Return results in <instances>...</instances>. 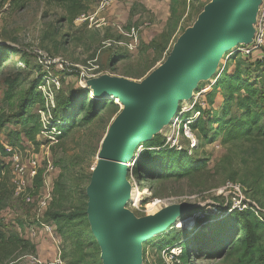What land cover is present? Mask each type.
<instances>
[{
	"label": "rangeland",
	"instance_id": "rangeland-1",
	"mask_svg": "<svg viewBox=\"0 0 264 264\" xmlns=\"http://www.w3.org/2000/svg\"><path fill=\"white\" fill-rule=\"evenodd\" d=\"M209 2L210 0H121L117 4L100 8L98 0H86L83 2L86 10L84 15L76 19H85V22L79 23L81 25L77 28L74 25L76 21H69L66 6L46 5L41 0H0V47L8 48L10 54L9 60L0 70V122H6L0 133V211L16 216L14 222L16 221L22 234L23 228L35 224L36 217L34 206L27 205L13 196L12 175L5 164L7 149H19L21 152L27 150L39 159L38 179L34 181L29 193L37 197L42 186L40 179H47L51 189V201L44 220L49 221L48 214L71 212L80 209L86 202L85 190L97 163L101 141L122 110L118 100L114 101V105H108L89 122L78 124L45 155V151L37 146L36 137L40 126L35 109L42 103L37 102L38 104L30 109L20 108L24 101L38 98L37 93L40 96L37 89H32L33 84L40 82L44 75V67L35 56V50H41L50 58H60L67 62L63 71L55 67L50 69L61 81V88L55 95L57 104L68 98L70 91L74 89H87L90 98L92 93L87 87V81L92 77L108 75L136 83L145 79L165 62L178 38L194 25ZM96 12L100 14L94 15ZM98 19H104L105 22V32L102 35L94 29ZM84 24L92 25L93 29L86 31ZM112 24L119 25L126 31L131 28L140 29L137 50L100 51L102 42L118 38ZM117 56L124 59L113 65L112 62ZM225 56L229 59L226 72L232 73L239 63L242 77L255 83L263 92L264 105V48L253 56L241 54L237 49ZM88 63L98 69L81 76L80 69L90 68ZM217 69L219 70L220 66ZM216 76L217 73L211 81ZM210 84V80L200 82L198 91L209 88ZM213 88L214 86L198 102L204 105L201 111L205 118L207 114H220L223 103V93L217 90L214 93L213 105L209 104ZM47 104L51 105L50 101ZM234 114L235 110L232 109L230 115ZM79 118L81 115L77 120ZM34 127L37 133L28 135ZM196 135L199 146L188 158L206 160V170L181 180L150 181L143 184L140 189L141 202L136 206L130 203L126 209L136 218H142L167 206L191 203L200 205L210 215H218L213 209L216 202L224 208L226 204L237 206L233 201V191L226 190L221 193V189L227 184H235L242 189L243 204L256 206L264 216V139L253 137L225 144L219 137L211 143H205L199 132H196ZM215 143L219 146L218 149L215 148ZM181 148H185V142H181ZM48 163L53 169L51 174L46 173ZM132 194L135 199L133 191ZM154 200L161 201L162 206L153 208L150 204ZM0 224L8 228L3 221ZM177 225L191 230L194 222L187 218L181 222L177 221L174 228L177 229ZM55 226L58 245L51 246L54 254L52 260L42 259L36 249L33 252L27 249L11 264H76L75 260L82 255L89 256L86 259L87 264H98L100 256L99 260L92 258V245L83 237L82 230L73 231L80 234L84 251L81 255L75 254L74 241L65 240L56 224ZM14 234L21 238V233L14 231ZM26 242L29 243L27 240ZM143 258L142 264H163L151 244L142 247ZM190 264L225 263L194 259Z\"/></svg>",
	"mask_w": 264,
	"mask_h": 264
},
{
	"label": "water",
	"instance_id": "water-1",
	"mask_svg": "<svg viewBox=\"0 0 264 264\" xmlns=\"http://www.w3.org/2000/svg\"><path fill=\"white\" fill-rule=\"evenodd\" d=\"M260 0H210L194 25L173 45L164 63L141 82L101 75L87 81L94 96L118 98L122 110L107 130L85 193L86 218L101 264H142V246L201 207L183 203L136 218L126 209L128 163L191 101L198 84L211 80L220 60L251 43Z\"/></svg>",
	"mask_w": 264,
	"mask_h": 264
},
{
	"label": "trees",
	"instance_id": "trees-1",
	"mask_svg": "<svg viewBox=\"0 0 264 264\" xmlns=\"http://www.w3.org/2000/svg\"><path fill=\"white\" fill-rule=\"evenodd\" d=\"M41 1L46 5L66 6L70 22L83 16L86 11L83 5L86 0ZM9 55L8 48L0 47V70L9 60ZM123 59L122 56H117L112 63L115 65ZM40 83L33 84L32 89L36 90ZM217 90L223 93L220 114H207L205 120L200 118L192 124V129L200 133L205 143H211L219 137L225 144L253 137L264 139L263 92L255 83L242 77L239 63L232 73L228 74L224 70L219 77H215L213 94L209 96L210 105L214 103V93ZM87 91V89H74L63 102L59 104L54 102L51 115L54 125L61 134L59 140L74 130L78 124L89 122L116 101L94 95L89 98ZM37 97L35 100L30 98L24 101L20 108L25 110L34 107L37 102L41 104L42 98L38 93ZM232 109L235 110L233 116L230 115ZM79 115L81 118L77 120ZM5 123L0 122V133ZM36 133L37 129L34 127L28 135L33 136ZM158 137L155 136L150 142L138 147L141 150L138 151L133 163L132 172L141 180L142 185L150 181L181 180L206 170V160H191L183 150L163 147V141L160 136ZM38 184L40 187L41 183ZM86 203L87 199L80 209L71 212L48 214V220L57 225L65 240L74 241L75 254L81 255L84 251L80 234L73 231L82 230L83 237L92 245L94 253L92 258L99 260L100 251L86 218ZM213 209L218 215H210L199 207L178 220L179 222L187 218L193 220L194 227L191 230L179 225L176 229L173 225L166 233L144 245H153L157 254L168 248L180 247L181 254L174 264H190L194 259L217 260L225 264H264V225L253 216L252 212L249 209L241 211L232 209L229 204L224 208L218 202L213 204ZM3 229L4 226L0 224V264H4L5 261L6 264H11L25 250L29 249L32 252L35 250L33 245L16 234L11 233L7 236ZM88 258L89 256L82 255L75 260V263L87 264ZM98 264H101L100 260Z\"/></svg>",
	"mask_w": 264,
	"mask_h": 264
},
{
	"label": "built area",
	"instance_id": "built-area-1",
	"mask_svg": "<svg viewBox=\"0 0 264 264\" xmlns=\"http://www.w3.org/2000/svg\"><path fill=\"white\" fill-rule=\"evenodd\" d=\"M120 1L121 0H98L100 8L109 7ZM260 1L261 3L258 8L256 21L253 26L254 34L251 43L236 48L237 52L247 56H253L264 48V0ZM83 21H85V19ZM113 26L117 31L118 38L102 42L100 51L112 50L113 52H133L137 50L140 43V29L131 28L126 31L119 25L114 24ZM100 51L98 53H100ZM34 54L38 58L40 64L44 67V75L40 79L41 83L37 88L42 98V104L35 109L40 126V130L36 135L37 146H39L40 150H44L45 155H47L50 148L59 142L61 136L59 130L53 123L51 115V108L54 107L55 95L61 88V81L57 76H54L50 72V69L55 67L59 71H63L67 62L60 58H50L41 50H35ZM227 56L224 55L220 60L218 65V68L220 66V69H217L216 77H219L226 69L227 61L229 60ZM89 65L90 68L80 69L81 76H84L86 72L98 69L97 66ZM210 82L211 84L209 88L193 93L191 101L179 104L176 116L172 122L162 130L160 133L161 135L159 134L163 141V147L178 151L183 150L187 153L188 157L198 148L199 141L196 131L192 129V124L200 118L205 120L203 112L201 111V109L203 110L204 105L199 104L198 102L201 98H204L207 92L214 86L215 79L213 81L210 80ZM48 101H50L51 105L47 104ZM181 142H185V148H181ZM215 148L218 149L219 146L216 144ZM5 164L8 166L10 174L12 175V184L14 187L13 196L17 199H21L27 205L34 206L36 217L35 224L30 225L23 230L24 236L22 230H19V233H21L20 237L25 241L27 240L29 243H32L35 248L44 242H48L52 247L57 246L58 237L55 232L56 226L54 223L44 220V216L51 201V189L47 179L44 177L41 178L42 186L37 197L31 196L29 193L34 181L38 177V170L40 167L39 159L34 155H31L27 150L21 152L19 149L9 148L7 149ZM126 168L128 169L126 178L131 187V191L135 193L134 196L136 199L139 198V202H137L136 199L133 200V194H131L130 203L133 206H136L142 200L140 191L142 182L132 172L133 163H128ZM52 170L51 164L48 163L46 173L51 174ZM226 190L233 191L234 194L233 201L237 206H232V209H238V211L249 209L253 216L264 225V216L261 210L256 206L243 204L242 189L240 187L235 184H227L221 189V193ZM150 205H153V208H160L162 202L154 200ZM180 254L181 248L175 246L162 250L158 253V256L163 264H174Z\"/></svg>",
	"mask_w": 264,
	"mask_h": 264
},
{
	"label": "crops",
	"instance_id": "crops-1",
	"mask_svg": "<svg viewBox=\"0 0 264 264\" xmlns=\"http://www.w3.org/2000/svg\"><path fill=\"white\" fill-rule=\"evenodd\" d=\"M100 13L99 12H96L94 15H99ZM111 19H114V18H109V20H111ZM76 22H75V26L78 28L81 24H79V23H84L85 21H83V20H75ZM83 21V22H82ZM96 24H95V26H94V29H96V32L97 33H99V34H103V32H105V30H103V27H105V22H104V19H98V21H96L95 22ZM85 25V30L86 31H89V30H91V29H93V27H92V25H86V24H84ZM114 24H112L111 26L114 28V26H113ZM107 26V25H106ZM103 57V56H102ZM95 60L97 61L98 60V56L95 58ZM92 62H94V61H92ZM69 63V62H68ZM71 66H73L72 64H70ZM74 66H77V65H74ZM78 67V66H77ZM12 213H5V212H2V211H0V219H1V221H3L5 224H6V226L8 227V228H6V227H4V229H3V232H5V234L8 236L9 234H11V233H13L14 234V231L16 232L17 231V234L19 233V230H21L20 228H19V226L16 224V221L14 222V219H15V217L16 216H14V215H11ZM9 224H11L12 226H13V228H11V227H9L10 225ZM23 229H25V228H23ZM36 249V252L40 255V256H42L41 258L42 259H45V260H52L53 259V252H52V247H51V245L50 244H48V243H46V242H44V243H41L38 247H36L35 248ZM6 262L7 261H5V263L4 264H6Z\"/></svg>",
	"mask_w": 264,
	"mask_h": 264
},
{
	"label": "bare ground",
	"instance_id": "bare-ground-1",
	"mask_svg": "<svg viewBox=\"0 0 264 264\" xmlns=\"http://www.w3.org/2000/svg\"><path fill=\"white\" fill-rule=\"evenodd\" d=\"M91 93H92V95H93V92H91ZM113 100H116V101L118 100L117 103L121 105V103L119 102V99H118V98H115V99H113ZM121 107H122V106H121ZM129 164H131V163H129ZM131 194H132V191L130 192V197H131ZM135 199H136V198H135ZM133 200H134V199H133ZM137 200H138V201H137ZM136 201L139 202V198L136 199ZM155 214H156V213H155ZM153 215H154V214H153ZM149 216H151V215H149Z\"/></svg>",
	"mask_w": 264,
	"mask_h": 264
}]
</instances>
